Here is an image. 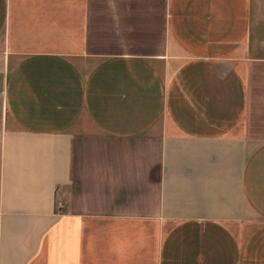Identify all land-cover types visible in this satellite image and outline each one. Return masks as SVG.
I'll return each mask as SVG.
<instances>
[{"label": "crops", "instance_id": "crops-1", "mask_svg": "<svg viewBox=\"0 0 264 264\" xmlns=\"http://www.w3.org/2000/svg\"><path fill=\"white\" fill-rule=\"evenodd\" d=\"M0 264H264V0H0Z\"/></svg>", "mask_w": 264, "mask_h": 264}, {"label": "rangeland", "instance_id": "rangeland-1", "mask_svg": "<svg viewBox=\"0 0 264 264\" xmlns=\"http://www.w3.org/2000/svg\"><path fill=\"white\" fill-rule=\"evenodd\" d=\"M1 64V63H0Z\"/></svg>", "mask_w": 264, "mask_h": 264}]
</instances>
